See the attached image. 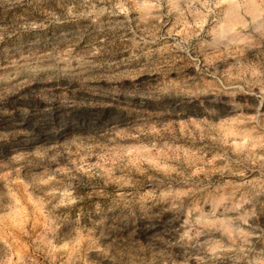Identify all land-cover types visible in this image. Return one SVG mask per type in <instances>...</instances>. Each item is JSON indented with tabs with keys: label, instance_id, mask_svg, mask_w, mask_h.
I'll return each instance as SVG.
<instances>
[{
	"label": "clouds",
	"instance_id": "1",
	"mask_svg": "<svg viewBox=\"0 0 264 264\" xmlns=\"http://www.w3.org/2000/svg\"><path fill=\"white\" fill-rule=\"evenodd\" d=\"M0 264H264V0H0Z\"/></svg>",
	"mask_w": 264,
	"mask_h": 264
}]
</instances>
